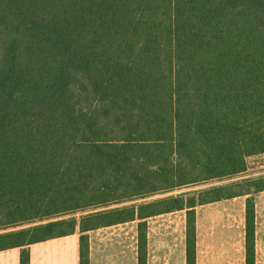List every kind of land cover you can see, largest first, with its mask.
<instances>
[{
    "label": "trees",
    "instance_id": "obj_1",
    "mask_svg": "<svg viewBox=\"0 0 264 264\" xmlns=\"http://www.w3.org/2000/svg\"><path fill=\"white\" fill-rule=\"evenodd\" d=\"M262 154L264 0H0V231L33 224L1 232L0 250L22 247L21 264L77 226L89 264V230L182 209L196 264V206L264 177L102 208L234 177Z\"/></svg>",
    "mask_w": 264,
    "mask_h": 264
},
{
    "label": "crops",
    "instance_id": "obj_2",
    "mask_svg": "<svg viewBox=\"0 0 264 264\" xmlns=\"http://www.w3.org/2000/svg\"><path fill=\"white\" fill-rule=\"evenodd\" d=\"M248 201L252 209L251 235L248 231ZM195 210L196 264H264V189L253 188L246 195L200 202ZM175 212L184 213L182 238H174V230L170 238L153 237L156 226L149 225L150 220ZM143 221L146 224V244L141 254L139 224ZM133 223H136L135 230L129 234L118 233L110 237L107 233L116 226L125 224L129 227ZM87 234L89 264H187V209L145 219L136 217L91 229ZM80 237L77 226L74 233L29 244V264H81ZM21 253L22 247L0 250V264H21Z\"/></svg>",
    "mask_w": 264,
    "mask_h": 264
},
{
    "label": "rangeland",
    "instance_id": "obj_3",
    "mask_svg": "<svg viewBox=\"0 0 264 264\" xmlns=\"http://www.w3.org/2000/svg\"><path fill=\"white\" fill-rule=\"evenodd\" d=\"M247 163H248L247 165L248 167L246 171L239 173L238 175L231 177V178H226L223 180H213L207 183H202V184H198V185H194V186H190V187H186L182 189H177V190L166 192V193H159V194H155V195L148 196L145 198H139L136 200L128 201V202H125L124 204H113L107 208H102V209H110V208H114L117 206L131 205V204L140 205V204L154 201L162 197H166L170 195H177V194L188 192V191L192 193L187 194L185 198L194 197V196L198 198L199 196V199H204L208 197L209 195L207 193H201V192H203L205 189H208L213 186H218V185H227L228 192H233V193L240 192V191L249 189L250 184H255V182H257L255 181L256 179L254 180V178L258 179L262 177L264 174V166H263L264 157L263 156L256 155V156L249 157ZM164 207H166V205L160 206V209H164ZM102 209H98V210H102ZM87 213H89V211H83V212L80 211V212H76L74 214L66 215L60 218L74 217L79 221L81 217ZM183 214H184L183 212H175L169 215L159 216L155 218L154 220H150L149 225L154 224L156 226L154 231H152V233H154L153 237L161 238V239L170 238L172 234L171 232L172 230H174L173 232L174 238L176 239L182 238L183 233H184V224H185V222L183 223V218H182ZM135 224L136 223L129 224V227H127L125 224L119 225V226L114 227L113 230L108 231L107 233L110 235V237H114L113 235L118 234V233L126 232V234H129L130 232H134ZM31 225L33 224H24L21 226H17L15 228H10L8 230L0 231V233L21 229V228L28 227Z\"/></svg>",
    "mask_w": 264,
    "mask_h": 264
}]
</instances>
